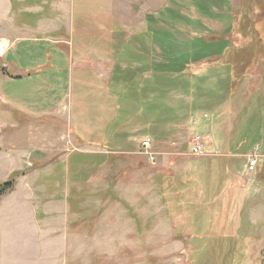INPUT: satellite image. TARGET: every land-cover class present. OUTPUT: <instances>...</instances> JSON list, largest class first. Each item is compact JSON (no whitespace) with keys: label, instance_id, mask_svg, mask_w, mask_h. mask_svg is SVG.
I'll return each instance as SVG.
<instances>
[{"label":"rangeland","instance_id":"1","mask_svg":"<svg viewBox=\"0 0 264 264\" xmlns=\"http://www.w3.org/2000/svg\"><path fill=\"white\" fill-rule=\"evenodd\" d=\"M85 1L91 3L89 7L93 10L92 16L102 10L94 8L97 0ZM104 1L108 4L107 0ZM179 2L176 6L180 10L196 17L193 21L181 20L175 23V33L179 39L188 40L196 33L227 38L230 41L227 54L231 51L232 56L238 58L240 51L259 49L254 42L246 40L247 37L242 33L239 35L241 24H244L243 29H248L251 24L249 36L255 39V20L257 34L263 37L262 42L259 37V46L264 49V0H227L225 5L222 2L212 4L217 7L215 11L219 14H224L225 11H229V15L238 14L236 20L234 17L232 19V16L222 20L204 17L192 6L191 0ZM96 3L98 4V1ZM101 4L99 0V6ZM130 4L134 13L133 25L124 27L120 24L118 30L105 26L110 30L104 34H112L103 38L101 49H95L92 53L88 48L86 53H83V60H88L92 65L97 63V67L102 69L100 79L98 74L93 73L92 68L87 74L74 70L71 79L67 74L61 75L65 79L62 88L57 87L58 81H52L53 85L50 84L55 89L51 101L58 99L55 103L48 100L35 102L37 96L44 94L41 89L46 90L48 83L42 80L24 83H21L23 80L13 81L20 84H15L8 91L15 93L20 106L27 110L40 111L39 113L56 109L55 112L21 115L28 112L11 101L10 106L4 104L0 97V186L11 178L15 185L18 183L16 191L5 194L6 196L3 195L0 199V264H59L64 258H73L76 264H185V253L188 254L192 249V245L187 241V235L190 234L187 233L188 229L193 227L199 232H205L206 225L213 221L212 217L208 218L210 212L202 209L205 204L195 209L189 207L190 199L203 196L205 190H193L192 194L186 191L183 197L174 199L176 193L184 191L182 184L189 178L185 175L187 171L180 173L179 168L194 159L199 161L204 159L203 157H213L207 154L193 155L191 152L192 145L199 141V137L194 136L199 133L195 130L198 125L195 116L202 115L204 111L198 108L193 115L195 118L192 116L180 127L176 126L180 130L176 128L171 135L175 137L174 141L162 140V131H159L154 142L150 140L149 148L140 145L139 150L135 147L138 145V139L144 135L143 128H150L156 123L154 119L144 116L141 112L137 116L134 112L135 116L130 117L127 122L121 120V124L112 125L110 129L109 125L105 126L103 123V119L109 117L104 115L115 113L116 102L113 97L107 102L108 94L105 90L96 91V80L107 83L111 75L113 79L118 63L132 65V71H137L138 66H143L147 61L154 60L159 64L163 62L162 45L158 44L159 47L153 43L151 36L148 38L145 35L149 27L146 13L156 14L165 5L173 4L172 0H130ZM145 5L144 13L140 8ZM198 18L203 20V25L197 22ZM158 24L154 25L159 26ZM229 25L233 27L230 31ZM113 33L117 35L114 36ZM141 36L143 39L145 36L147 38L146 47L149 40L152 41L151 51L146 52L144 46L141 48ZM251 43L252 46L249 45ZM217 58L218 60L212 59V63L206 64L211 67L209 73L208 70L200 71L204 60L190 65V69L195 73L201 72V76L210 75L212 78L216 72L213 71L215 67L228 65L232 68L233 64L223 56ZM111 71L113 73L108 75ZM145 71L149 72L145 73V77L151 75L150 68H145ZM42 76V79H45L47 76L58 77L59 74L48 73ZM80 79L84 80L85 86L80 84ZM213 79L215 80L214 77ZM142 80V77L135 80L141 90L142 102L146 100V103L149 101L168 105L177 99H190L180 92H174L165 98L161 92L153 90ZM118 83L111 82L112 91L117 89ZM24 85H27V88L22 87ZM196 97L193 96V99ZM103 98L106 99L108 112H103L104 108L101 107ZM31 101L36 104H31ZM197 101L201 99L198 97ZM153 107L156 108L154 112H157L162 108V104ZM13 109L18 110L20 114ZM117 115L118 112L114 118L117 119ZM166 128L168 130L171 127ZM216 141L218 148H221L223 136L216 137ZM204 142L206 150H216L207 145L209 138L205 137ZM162 151L168 154L162 156ZM150 152L153 154L150 155ZM85 156L89 157L85 159ZM225 158L230 163L229 158ZM240 160L243 161L244 158ZM170 185H177L178 190L173 191ZM166 189L171 191L167 193ZM214 192L215 189L212 188V193ZM227 193V190L223 191L224 199L221 205L219 202L214 204L219 205L220 214L225 210ZM181 210H188L187 218L184 214L181 218ZM7 211L15 212L16 216H6ZM36 223L39 232L33 234ZM50 223L62 229V233L55 235L54 242H50L54 236L48 232L49 228L46 230ZM4 228L6 235L2 231ZM21 230L30 231V234ZM207 234L195 233L202 236ZM176 239L181 242L175 244ZM194 239V243H205L206 246L207 239L199 236ZM10 241H15V244ZM234 256L235 250L228 245V252L220 264H231L232 260L233 264L263 263L252 250L247 251L246 258L243 259L238 247L237 258L235 256L234 259ZM213 261L216 262L217 259Z\"/></svg>","mask_w":264,"mask_h":264},{"label":"crops","instance_id":"2","mask_svg":"<svg viewBox=\"0 0 264 264\" xmlns=\"http://www.w3.org/2000/svg\"><path fill=\"white\" fill-rule=\"evenodd\" d=\"M97 1L94 3L96 6L94 8L102 10L92 16L93 10L89 7L91 3L85 0H0V97L4 104L10 106L11 101L28 112L21 115L52 113L56 109L39 113L40 111L35 112L20 106L15 93L8 91L15 84H20L13 81L23 80L21 83H24L42 80L48 83L46 90L41 89L44 94L35 98V102L38 103L45 100L51 101L52 92L55 90L53 86H50V84L53 85L52 81H58L57 87L59 88L64 86L65 79L61 75L67 74L71 79L74 70L87 74L92 68L93 73L98 74L99 79L101 78L102 69L97 67V63L92 65L88 60H83V53H86L88 48L92 53L95 49H101L103 38L112 34V32L104 34L105 31L113 28L118 30L117 27L120 24L124 27L132 26L134 13L130 0H120L121 2L107 0L108 4L101 0L102 7L99 6V0ZM145 7L146 5L140 10H144ZM256 14L258 15V12ZM105 26H109L110 29H106ZM250 26L251 24L248 29H243L244 24H241L239 35L241 36L242 33L247 37L244 39L254 42L259 49L240 51L238 58H234L231 51L222 55L226 61L233 64L231 69L234 77L232 92L222 104L212 111L195 116L198 124L195 130L199 133L194 136L199 137L207 155L229 158L227 182H233V184L227 189L225 210L220 214L218 209H214V214L211 213L209 216L213 221L206 225V231L199 232L193 227L188 229L187 233L208 234L199 236V238L207 239L206 246L205 243L202 245H199V242L194 243L195 236L187 235L188 244L192 245V249L188 254L185 253V264H220L221 259L223 260L225 253L228 252V245L235 250L236 258L239 247L240 257L246 258V252L252 250L264 264V158L260 159L255 171L251 172L247 167V157L250 153L257 149L264 155V49L259 46L263 37L257 34V21H253L255 39L249 36ZM113 34L117 35V33ZM259 37L261 42H259ZM252 43L249 45L252 46ZM3 64L7 68L2 67ZM130 66L132 65L128 67ZM204 69L200 71L208 70L209 73L211 67ZM215 70L222 76H229V71L224 67H217ZM201 72H196V76ZM48 73L59 74V76H47L42 79V75ZM112 73L111 71L108 75ZM111 78L112 75L109 76L107 83L96 80L98 83L95 87L96 91L105 90L108 94V103L112 97L116 102L115 113L104 115L109 116L108 119H103L105 126L110 125L116 119L114 116L118 112L117 97L110 91V87L112 89L110 83L113 81ZM83 81L80 79V84L85 86ZM22 87L27 88V85ZM65 91L66 89L63 93ZM55 101L51 102L55 103ZM105 101L106 99L103 98L101 107L104 108L103 112H108ZM36 103L31 101V104ZM16 111L20 114L18 110ZM220 135L223 136L224 142L222 147L218 148L216 137ZM205 137L210 140L207 145L216 148L215 151L206 150ZM167 154L162 151V156ZM240 158L244 160L241 161ZM17 187L18 183L14 184V187L5 194L13 193ZM13 214L16 216L13 211L5 212L6 216ZM48 228V232L54 236L51 237L50 242H54L55 235L62 233V229L51 223L46 230ZM2 231L6 235V229ZM21 231L30 234V231ZM37 232L39 228L36 223L33 234ZM34 239L36 241V237ZM15 241H10V243L14 245ZM175 241V244L181 242L177 239ZM214 259L217 261L214 262ZM74 260L64 258L59 264H76ZM230 263L233 264L234 260Z\"/></svg>","mask_w":264,"mask_h":264},{"label":"trees","instance_id":"3","mask_svg":"<svg viewBox=\"0 0 264 264\" xmlns=\"http://www.w3.org/2000/svg\"><path fill=\"white\" fill-rule=\"evenodd\" d=\"M172 2L173 4L165 5L164 8L156 14L153 12L147 14L149 27L148 32H146L145 35L148 38L151 36L153 43L155 42L157 45H162V64L150 60L145 62L143 66H138L137 71H132L131 66L128 67L124 64L118 63L114 70L112 80L116 81V83H120H118V86L116 85L117 89L114 91H112L110 87V91L117 97L118 117L109 125L108 129H110L112 125L121 124V120L127 122L130 117L135 116L134 112L137 113V116L140 115L141 112L144 116L154 119L156 122L150 128H143L144 135H142L137 141L138 145L135 147L137 150L140 149V145L142 147V142L148 138L154 142L153 140L158 137L156 134L159 131H162V140L166 142L170 140L174 141L175 137L171 136L173 135L174 130L176 128L177 130H180L178 127H180L182 123L190 120L198 108L201 109L200 111H204V113L210 112L222 104L232 92V82L234 77L231 71L232 68H230L231 66H221L229 71V76L227 77L214 72L212 76L215 80L211 78L210 75L196 76V73L190 69L192 64L203 60L204 62L202 64L204 66L200 67V69H207L210 67L207 65L208 63H212V59L218 60L217 56H222L226 53L227 48L230 46V41L227 38L206 36L203 34L198 35L201 33L192 35V38L188 40L179 39L175 33L177 30L175 23L181 20L193 21L196 17H192L189 14L187 15V13L180 10L176 6L179 0H172ZM214 2H222L225 5L227 0H207V2L205 0H191L192 6H194L199 14L204 17L222 20L225 17L230 18L232 16V19L234 17L236 20V15L238 14H234V16L232 13V15H229V11H227L228 13L225 11L224 14L216 12L215 10L217 7L212 5L215 4ZM217 6L221 7L219 5ZM197 22L203 25L202 19L198 18ZM157 23H159V26L154 25ZM229 28L230 31L233 28L232 25H229ZM146 36L144 39L142 36L140 37V43L142 44L141 48L143 49L144 46L145 51L149 52L151 51L150 43L152 41L149 40L148 47H146ZM145 68L151 69V75L148 77H145V73H149L148 71H145ZM138 77H142V82L145 81L147 86H151L153 90L161 92L165 98L170 97L174 92H180L187 95L190 99H177L173 104L169 103L168 105L166 103L158 102L150 103L149 101L146 103L147 101L144 99V102H142L141 90L135 83V80ZM193 96H197L196 99H193ZM198 97L201 101H197ZM161 104L162 108H159L157 112H154V109L156 108L153 106ZM179 122L181 124H179ZM166 126L171 128L167 130ZM166 142L162 141V143ZM156 152H158V150H156ZM88 157L89 156H85L84 158L87 159ZM203 158L204 159H201L203 161L194 159L191 162H185L179 168L180 173L187 171L185 175L189 178H186L187 180L182 184V186H184V191L182 190L183 192L178 193L179 195L176 193L174 199H176V197H183V195L186 194V191L187 193L192 194L193 190L195 192L198 190H205L203 196H200L199 198L195 196L190 199L189 207L195 209L200 207V205L205 204L202 209H205V212L209 211L210 213H213L214 207L216 210L219 207V205L215 206L214 204L217 202H219L220 205L222 204L224 199V197H222L223 191H226L233 182H227V167L229 163L227 158L218 156H213L211 159H208L207 157ZM70 159L71 158H69V160ZM78 162L79 160H77V163ZM258 166L259 165H257V168ZM70 168H72V166H70ZM181 175L182 177L184 176V174ZM11 179L0 186V199L6 192L14 187V182L11 181ZM170 186L173 187V191L178 190L176 188L177 185ZM212 188L215 189L214 194L212 193ZM168 191L171 190L166 189L165 192L168 193ZM180 208H183L182 205H180ZM182 211L184 210L180 211L181 218H183V214L184 217L187 218L186 212L188 210L181 213ZM210 213L208 214V217ZM190 234L191 235L189 236H202L195 235V233Z\"/></svg>","mask_w":264,"mask_h":264},{"label":"built area","instance_id":"4","mask_svg":"<svg viewBox=\"0 0 264 264\" xmlns=\"http://www.w3.org/2000/svg\"><path fill=\"white\" fill-rule=\"evenodd\" d=\"M197 140L199 141H197L196 143L192 145L191 152L195 155H205L206 152L204 150L203 143L200 141V139H197ZM150 144H151L150 139H146L145 141L142 142V146L144 148H149ZM150 153H151L150 155L153 154L152 152ZM263 157L264 155L257 149L254 152L250 153L247 157L248 170L251 172L255 171L260 159Z\"/></svg>","mask_w":264,"mask_h":264},{"label":"water","instance_id":"5","mask_svg":"<svg viewBox=\"0 0 264 264\" xmlns=\"http://www.w3.org/2000/svg\"><path fill=\"white\" fill-rule=\"evenodd\" d=\"M2 67L7 68L6 65L4 66V64L2 65Z\"/></svg>","mask_w":264,"mask_h":264}]
</instances>
